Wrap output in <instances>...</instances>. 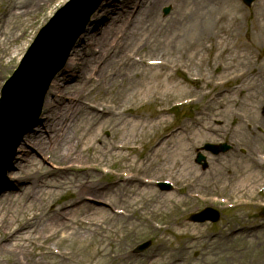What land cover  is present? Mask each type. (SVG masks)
<instances>
[{
    "label": "rangeland",
    "instance_id": "374dc122",
    "mask_svg": "<svg viewBox=\"0 0 264 264\" xmlns=\"http://www.w3.org/2000/svg\"><path fill=\"white\" fill-rule=\"evenodd\" d=\"M63 1L55 0L51 5L48 1L38 12L26 15L25 25L18 32L19 35L24 34L17 41L26 44V47L17 57L4 58L3 62L7 60V65L0 68V89L38 30L64 4ZM233 1V8L227 6L222 10L229 12L228 16L215 17L208 22L205 32L206 22L201 24L203 36L197 35L196 40L200 41L194 47H189L187 52L183 39L179 40L177 46L167 45L171 41L168 40L169 34L177 33L173 25L180 18L178 13H181L176 3L167 1L152 16L165 25L161 31L151 32L152 36L162 39V45L154 44L135 50L137 58L157 57L167 60V65L151 67L144 60H136L139 66H122L123 74L134 73V78L130 80L127 76L118 79L129 83L134 92L131 93L133 98L123 101L126 111L123 120L140 121L141 117L154 126L137 141L132 156L142 164V160L160 142L177 135L182 136L186 147L183 156L171 155L169 159H163L160 169L152 171L153 175L145 174L144 168L137 170L139 178L145 176L144 179L150 178L154 182L151 189H146L149 193L85 194L84 202L79 201L81 194L77 192L81 187L73 177L74 173L58 171L57 163L49 152L45 153L44 158L23 143L28 135L36 131V126L17 148L13 167L8 174L11 180L14 174L23 177L20 190L14 191L5 183L0 192V236L9 232L11 221L18 225L13 213L22 203L19 196L28 192L30 200L47 214L32 224L23 215L25 210L21 209L18 215L22 225L29 221L30 225L26 227L32 228L29 231L35 238L28 242L30 250L41 253L43 258L42 262L36 264H264V216H261L264 208V0H256L251 8L241 0ZM41 3L44 1L41 0ZM165 6H171L168 15H164ZM128 17L126 15V20ZM95 48L97 50L98 46ZM114 68L117 69V66ZM184 70L194 75L197 82L189 79ZM60 72L53 80L47 97ZM166 76L171 78L169 83L163 82ZM102 81L107 86L111 85L108 80ZM85 84L88 86L90 81L87 80ZM116 87L111 85V88L108 87L110 94L104 96L99 93L97 97L113 96ZM66 94L70 97L76 92L71 90ZM211 94L213 96L210 98ZM190 97L197 100L192 101ZM185 98L191 101L183 106ZM99 108L101 111L102 107ZM44 111L43 114L46 113ZM161 119H166V123L159 125ZM41 120L38 126L44 122V118ZM203 126L206 129L203 130ZM101 136L103 148L108 147L117 134L113 127L106 126ZM218 141L229 143L232 149L219 155L204 152L208 160L206 169L196 163L198 149L205 143ZM175 144L173 142L172 146ZM105 164L107 166L99 165V170L94 171L96 182L110 184L117 181L118 175L113 172H122L126 168V161L118 157L107 160ZM122 178L117 182L122 184ZM32 180H35L36 186L27 188ZM163 181L171 183L172 189L161 190L158 183ZM13 194H17L16 197H12ZM90 196L112 199V204H105L110 208L105 213L110 215V219L93 216L96 217L93 220L100 223L91 224L81 238L68 236L66 232L71 230L61 228V220L55 222L51 218L54 214L47 212L57 208L67 220L84 219L91 213V207L104 205ZM28 204L29 201H26ZM86 206L90 207L87 213V209L83 208ZM205 206L220 210L222 219L203 224L188 221L191 213ZM114 209H122L125 214L116 213ZM55 227L62 230L56 239L45 241L41 238ZM241 228H248L249 234L241 235ZM92 230L95 232L92 233ZM39 234L42 236L39 237ZM223 235L229 236L225 250L218 248ZM147 239L153 240L152 246L142 253H133V248ZM41 243L42 246L38 248L37 245ZM234 250L240 252V257L232 263L228 258L233 256ZM54 251L65 257L64 260H58L60 256L55 255ZM161 253L168 255L161 258ZM10 257V254L2 256L0 264H10L6 262Z\"/></svg>",
    "mask_w": 264,
    "mask_h": 264
},
{
    "label": "bare ground",
    "instance_id": "6f19581e",
    "mask_svg": "<svg viewBox=\"0 0 264 264\" xmlns=\"http://www.w3.org/2000/svg\"><path fill=\"white\" fill-rule=\"evenodd\" d=\"M42 1L44 3H41V0H0V68L7 65V60L5 63L3 62L4 58L17 57L26 47V44L17 43L24 34L23 32L19 35L18 32L25 25L26 15L29 16L38 12L46 2L49 1V5H51L55 0ZM65 1L67 0L63 2ZM167 1L176 3L181 12L178 13L180 18L176 25H173L174 31L177 33L169 34L168 40L171 41L167 45L177 46L179 40L183 39V47L186 48V52L189 47H194L200 41L196 40L197 35L200 34L202 38L201 24L206 22L207 26H205L204 32L207 31L208 22L213 21L219 15L221 18L228 16L229 12L222 10L227 6L233 8L235 2L233 0H120L119 4V0H104L100 7L104 9L97 12L87 25L85 32L76 43V48L72 51L66 68L62 73L60 72L61 75L53 83L44 104L46 113L41 117L44 118V122L37 126L36 131L28 135V138H25L23 142L34 153L42 154L44 158L45 153L49 152L57 163L58 171L62 173L72 171L74 173L73 177L81 187L77 192V194H81L78 197L79 201L84 202L85 194L109 195L112 192L114 194L118 192L119 194H148L149 191L146 189H151L152 179L147 178L146 180L144 179L145 176L139 178L137 170L144 168L145 174L153 175V172L160 169L163 159H169L171 155L183 156L185 154L184 140L182 136L177 135L160 142L151 154L144 161L142 160V164L132 156L133 150L137 148V141L146 136L147 132L152 130L154 126L146 118L141 117L140 121L123 120V113L126 112L123 101L127 98H133L131 93L134 92L129 87V83L125 84L123 81H118L122 76H127L128 80L134 78L132 72L123 74L122 66L126 64L129 67L139 66L136 60H144L151 67L167 65V60L157 57H135V50L144 46L162 45V39L152 36L151 32L161 31L165 25L160 24L158 18L152 16ZM218 4L219 6H217ZM126 15H129L127 20ZM175 17L177 18V14ZM166 25L171 24L167 23ZM117 29H119L120 35L118 32L115 33ZM80 42L82 43L79 44ZM95 46H98L99 49L96 50ZM155 60L158 62L156 63ZM114 66H117V69ZM95 74L99 78L94 77ZM156 75L158 76V74ZM87 80L90 81V84L88 86L83 85ZM102 80H108L112 86H117L113 96L97 97L99 93L105 96L111 92L108 88H111V85L107 86ZM170 81V76L163 79V82L166 83ZM71 90H75L76 94L69 97L66 93ZM28 91L32 93L34 90L30 87ZM135 103L141 102L136 101ZM99 107H102L101 111H99ZM162 123H166V119L158 121L159 125ZM106 126L113 127L117 137L109 143L108 147L102 148L101 132ZM173 142H176L174 146H172ZM125 152L129 154L126 155ZM114 157L126 161L125 170L115 173L119 180L123 177L121 179L122 184L118 183L119 180L112 182L116 185L96 182L94 171L99 170V165L107 166L105 162ZM168 167L172 168L171 166ZM8 177L6 184L8 183L12 190L19 191L23 177L15 174L12 180L11 175ZM69 178L71 177H67V179ZM48 185L52 186V184ZM35 186L36 182L32 180L31 185L27 188ZM50 194L52 193L50 192ZM16 195L13 194L12 197H16ZM29 197L28 192L19 196L18 199L22 200V203H19L17 211L14 210L13 213L18 225H14L11 221L8 228L9 232L0 236V261L3 260L2 256L9 254L12 257L7 258L6 262L9 261L10 264H36L43 261L41 253H33L30 250L28 242L35 237L29 231L32 228L28 229L26 226L34 223L35 220L42 219L47 214ZM90 197L104 205L91 207V209L88 206L83 207L87 209L86 213L89 212V209L91 210V213H88L84 219L67 220L57 208L47 212L50 215L54 214L51 218L55 222L61 220L59 225L61 228L71 230L66 232L68 236L81 238L85 236L91 224L100 223L99 220L95 221L96 217L93 216L100 215L104 220L110 219V215L105 214L110 211V208L105 204H112V199L109 197H103V199ZM26 201H29L30 204L26 205ZM21 209L25 210L23 215L29 219L30 224L29 221L21 224V220L18 219ZM114 212H116L115 209ZM61 228L55 227V229L48 230V233L43 237H41L42 234H39V237L45 241L56 239L62 231ZM94 232L95 230H92V233ZM239 233L241 235L249 234L248 228H241ZM91 236L94 237L92 234ZM228 238V235L221 236L218 248L224 249L228 244L226 243ZM37 246L40 248L42 243ZM54 252L55 255L60 256L58 252ZM243 252L245 253V251ZM239 253V251L234 250L233 256L228 258V261L235 263L236 259L240 257ZM167 255V253H161L159 256L166 258ZM54 258L58 259V257ZM64 258L60 256L58 260H64Z\"/></svg>",
    "mask_w": 264,
    "mask_h": 264
},
{
    "label": "water",
    "instance_id": "95a60500",
    "mask_svg": "<svg viewBox=\"0 0 264 264\" xmlns=\"http://www.w3.org/2000/svg\"><path fill=\"white\" fill-rule=\"evenodd\" d=\"M92 1L84 0L77 10V15L72 20L70 17H64V13L61 11L56 19L40 35L37 43L43 40L42 43L30 50L20 68L7 83L4 89V97L11 91L17 92L20 90V86L23 83L24 86L27 84L29 77L37 78V76H34L35 74L38 75V79L43 81L44 87L40 95L37 90L29 95H23L22 101L24 106H22L23 111L22 109L20 111V114L22 112L21 118L18 115L16 119H9L7 117L0 119V125H4L0 129V182L10 167L17 138L21 137L22 133L29 128L37 116L43 99V93L48 87L49 80L68 54L73 34L75 33L76 35L79 32V21L86 18L90 11H93ZM246 1L249 2V0ZM49 37L53 41L47 49H43ZM223 149H227V146H224ZM202 159L203 156H200L198 161ZM193 219L200 221L205 219L217 220L218 215L217 213L202 212L194 216ZM148 246L149 243H146L140 246L138 251Z\"/></svg>",
    "mask_w": 264,
    "mask_h": 264
}]
</instances>
